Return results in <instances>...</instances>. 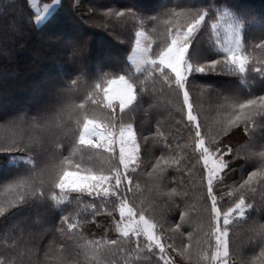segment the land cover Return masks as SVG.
<instances>
[{
  "label": "trees",
  "instance_id": "obj_1",
  "mask_svg": "<svg viewBox=\"0 0 264 264\" xmlns=\"http://www.w3.org/2000/svg\"><path fill=\"white\" fill-rule=\"evenodd\" d=\"M51 2L37 0L38 5ZM185 10L207 12L208 24L224 14L243 24L240 49L247 59L246 71L193 73L187 83L206 146H214V137L223 141L221 148L230 167L214 181V191L218 207L227 211L234 207L236 190L248 174L260 168L258 154L264 151L261 115L249 122L247 130L241 124L228 135L217 136L226 118V98L264 96V75L257 71L264 66V0H58L41 22L30 0H0V137L22 138L31 149L0 152V204L6 208L0 215V260L4 264H157L158 254L146 247L134 251L135 244L124 243L126 238L114 227L119 213L113 211L111 202L101 208L99 198L76 192H68V199L59 204L50 192L41 199L30 197L15 208H8L7 202L16 195L15 184L32 176L36 164L59 171L74 170L81 157L84 164L96 163L95 158L88 160L89 155L104 150L87 145L70 157L78 141V135L73 137L78 128L74 110L92 113L103 108V103L97 107L99 97L89 95L93 82L102 73L133 75L128 57L136 31L146 32L151 38L150 49L157 51L165 39L164 21ZM152 17H158L160 23L154 24ZM215 34L207 23L201 27L190 48L191 62L206 63L224 55ZM147 67L150 65L142 70ZM136 75L144 81V90L138 92L137 105L125 116L137 130L139 143L128 198L148 210L165 245L175 246L168 249L166 257L172 264H213L204 256L214 251L210 229L215 222H209L205 211L210 202L204 199L202 162L193 151L186 112L179 111L182 96L177 97L174 81L164 83L159 73L146 77L141 71ZM157 128L162 135H155ZM161 156L174 157L177 163L162 164L165 171L154 172L152 165ZM65 157H70L72 164ZM32 179L33 190L47 191L46 175ZM251 187L254 191H245L244 197L252 207H246L243 216H229V264H260L256 260L260 246L251 231L253 225H264L259 177ZM173 188L178 194L169 197ZM55 191L59 196V190ZM185 212L182 229L171 230ZM65 216L75 217L71 221L74 229H68ZM188 232L193 233L191 258L180 253L189 245ZM197 238L205 241L199 250H195ZM111 240H119L124 251H117L108 243ZM88 242H100L102 247L96 251L86 247Z\"/></svg>",
  "mask_w": 264,
  "mask_h": 264
},
{
  "label": "snow or ice",
  "instance_id": "obj_2",
  "mask_svg": "<svg viewBox=\"0 0 264 264\" xmlns=\"http://www.w3.org/2000/svg\"><path fill=\"white\" fill-rule=\"evenodd\" d=\"M47 6L44 11L47 12ZM122 16L123 13H116ZM207 12L203 10H185L181 13H172L170 18L164 21L165 39L162 46L158 45L157 51H152L149 47L141 46L139 37L143 32H137L136 48L134 55L131 56L132 63L136 66L133 75L102 73L101 76L92 84V91L89 95L99 97V103H103V108L98 111L89 113L87 111L74 110L76 123L78 128L73 133V137L78 135V141L73 146L70 157L75 156L80 151V146H89L91 149L104 150L103 152H94L89 155L88 160H96L95 164H84L83 157L81 162L75 164L74 170L62 168L59 171L55 169H41L36 164V169L32 176L21 179L15 184L16 195L7 202L8 208H15L18 204L25 202L30 197L41 199L51 193V197L57 204L68 199V192H76L86 194L94 199L101 200V208H104L105 202L113 203V211H118L119 219L114 220V227L121 237L126 238L125 244H135L134 251H139L142 247H146L148 252L158 254L159 260L157 264H172L168 255V249L175 246L165 245L162 235L157 234V222L148 214V210L143 207H137L128 198L127 193L132 191L129 187L132 183V175L130 173L136 171L135 165L139 160V143L137 138V130L133 123L126 122L125 116L130 113L138 103V92L144 90V81L140 79L136 73L143 71L147 76L159 73L164 83L172 84L174 81V90L177 97L182 96L179 111L186 112L187 125L193 139V151L198 152V162H202L203 174L201 176V185L206 189L204 199L210 202L205 211L208 213V219L211 223L210 237H214V251L205 259H209L213 264H229L230 258V242H229V216L235 213L238 216L245 214V208L252 207L248 204L245 197V191H254L251 187L254 179L260 178L262 186V203H264V151L258 155L260 157V168L257 171L248 174V179L244 180L237 189V198L234 207H229L227 211H222L218 207L216 194L214 191V181L230 167L228 160L225 159V151L222 150V140L212 139V145L206 146L207 141L204 138L202 125L198 120V116L194 114L195 104L190 98V91L187 87L188 77L193 73H205L216 71H238L244 73L246 71V60L242 55H238L237 51L241 46V29L242 21L235 20L229 22L227 31L234 39H230L226 44L221 45L224 55L220 59H208L206 63L191 62L190 48L194 47L193 41L195 34L201 30V27L207 23L213 30L218 27L219 20H213L208 24L206 17ZM154 24H159L158 17H152ZM217 44L220 40L217 39ZM141 65H150V67L142 70ZM166 70H170L166 71ZM257 71L264 75V66ZM75 83V81L73 82ZM225 119L222 121V127L217 136L228 135L233 128L243 124L245 130L248 129L249 122L254 121L257 115L264 116V96H248L240 98L235 96L231 99L226 98ZM83 109V105L80 106ZM119 110V115L117 114ZM91 117V118H89ZM82 125V127H79ZM155 135H162L157 128ZM145 140L148 137L144 138ZM23 145V147H22ZM13 149L21 151H30L28 145L23 143L22 138L0 137V152H11ZM118 150V151H117ZM232 149L228 148L227 153H231ZM105 153L107 155H105ZM251 155H256L255 153ZM65 157L68 164H72V159ZM177 163L173 157L171 159L161 156L152 165L153 171L163 173L164 167L161 165H169ZM47 176V191L43 189L33 190V176ZM151 175V173H149ZM139 184H137V188ZM59 190L58 196L55 190ZM176 193V189H172L168 195L171 197ZM114 198V199H113ZM80 199L79 196L76 197ZM95 211H99L95 204L90 205ZM107 209H105L106 211ZM6 212L3 204H0V215ZM109 215H112L109 212ZM223 219V225L220 221ZM74 216L63 217L64 223L68 229H74L76 225L71 221ZM186 219V212L181 213L180 223L175 224L173 231H180ZM251 231L254 238L258 240L260 246V255L256 258L260 264H264V225H253ZM183 235V232L180 233ZM189 245L181 248V255H188L191 258L193 251L192 238L193 233L188 232ZM135 238V239H133ZM143 238V239H141ZM202 241L200 238L195 240V250H199ZM112 246H116V250L123 252L124 248L120 246L119 240H111L108 242ZM86 247L99 251L102 247L100 242H88ZM203 255V253H201ZM0 264H4L0 260ZM126 264L128 262L126 261ZM250 264V262H249Z\"/></svg>",
  "mask_w": 264,
  "mask_h": 264
},
{
  "label": "rangeland",
  "instance_id": "obj_3",
  "mask_svg": "<svg viewBox=\"0 0 264 264\" xmlns=\"http://www.w3.org/2000/svg\"><path fill=\"white\" fill-rule=\"evenodd\" d=\"M30 1H31L32 6L34 7V9L37 12V21L38 22L43 21L50 14V12L54 9V7L58 3V0H52V2L49 3V4L38 5L37 0H30ZM46 6L48 8L47 12L44 11V8ZM234 21L235 20L232 19L227 14H224V15H222V16L219 17V24H218V27H217V29L215 31V33H216L215 36H216V41H217V39L220 40L221 43L218 44V45L220 46V48L222 50H223V48L221 47V45L226 44L230 39H234V36H230L229 33H228V31H227V25H228V23L229 22H234ZM137 32H143V35L139 37V40L141 42V46H143V47H149L150 48V46H151V38H150V36L146 32H144L143 30H141V29L137 30L136 31V34H137ZM137 39H138V37H137V35H135L134 44H133V47H132V49L130 51V54H129V57H128L129 63L131 64V66L133 67L134 70H135V67L136 66L132 63L131 56L134 55V49L136 48V41H137ZM237 54L244 56L242 54L240 48L238 49ZM245 60L247 61L246 57H245ZM143 66L144 65H141V68ZM158 235H160V234H158Z\"/></svg>",
  "mask_w": 264,
  "mask_h": 264
}]
</instances>
